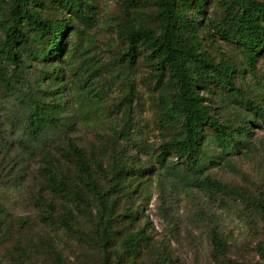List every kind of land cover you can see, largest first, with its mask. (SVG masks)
Returning <instances> with one entry per match:
<instances>
[{"label":"rangeland","instance_id":"obj_1","mask_svg":"<svg viewBox=\"0 0 264 264\" xmlns=\"http://www.w3.org/2000/svg\"><path fill=\"white\" fill-rule=\"evenodd\" d=\"M231 2L206 0L195 14L201 51L233 64L236 84L248 99L264 106V53L249 66L241 47L215 32ZM82 4L85 15L93 17L91 23L42 0L45 16H65L72 22L61 55L45 59L42 45L31 43L19 76L12 79L14 89L0 85V264H264V216L254 203L188 184L186 161L173 152L164 161L158 159L163 143L180 126L161 120L159 89L146 54L137 52L129 63L128 44L118 35L126 22L156 27L154 1ZM6 10L7 0H0V17ZM194 13L188 10L189 17ZM132 88L134 125L123 135L122 102ZM205 93L221 121L238 125L250 116L217 86ZM32 100L62 106L56 126L37 136L29 129ZM251 127L246 139L226 150L206 129L201 170L195 175L211 176L264 201V120ZM71 144L88 157L95 154L105 170L127 166L123 190L112 195L114 243L107 263L96 234L99 205L81 187ZM89 162L95 180L110 188L111 176ZM54 180L66 182L73 193L84 189L78 193L87 203L81 195L60 193ZM213 232L225 244L222 249L213 244ZM130 233L139 240L134 249L125 243Z\"/></svg>","mask_w":264,"mask_h":264},{"label":"trees","instance_id":"obj_2","mask_svg":"<svg viewBox=\"0 0 264 264\" xmlns=\"http://www.w3.org/2000/svg\"><path fill=\"white\" fill-rule=\"evenodd\" d=\"M153 1L157 9L156 27L141 22H126L119 27L118 35L128 44L126 55L129 63L134 62L137 52L146 54L159 89L161 120L169 125L178 123L180 126V130L163 143L158 159L164 161L167 155L173 152L179 160L186 161L189 171L186 174L188 184L201 190L222 192L243 202L254 203L264 216L262 199L252 198L238 188L211 176L195 175L201 170L202 140L206 135V129L212 130L226 150L246 139L252 132L251 126L255 120H264V106L248 99L245 91L236 84L234 78L238 70L233 64L224 59L217 61L210 53L201 51L195 14L201 11L206 0ZM50 2L57 5L60 11L69 13L70 17H78L87 23L93 21V17L85 15L82 0ZM41 3L42 0H7V10L0 17V28L3 33L0 39V85L10 90L14 89L12 79L19 76L23 55L31 49V43L42 45L40 54L45 59L59 57L66 33L72 26L71 20L65 16L53 18L45 16ZM190 8L195 12L191 17L188 14ZM228 8L225 17L214 25L215 32L221 39L240 46L246 63L249 66L253 65L264 53V3L258 0H232ZM57 70L54 76L56 78L59 75ZM211 85L222 89L241 107L249 110L250 116L243 118L238 125L231 121H221L211 112V105L208 104L209 98L205 90L208 91ZM134 96L132 88L122 102L123 135H128L134 125L132 114ZM32 101L34 109L29 115V129L33 136H37L56 126L62 106L60 103L45 104ZM251 114L256 117H252ZM70 151L78 160L81 187L87 190L99 205L96 234L104 252L103 261L110 262V246L114 243L111 231L115 199L112 195L115 191L123 190V180L128 173L127 166L116 164L105 170L95 154L88 157L85 151L75 144L70 145ZM89 160L95 165V170L111 176L110 188H104L95 180L93 166ZM190 172H193V175H190ZM66 184L62 180H54L53 185L66 197L73 194L81 195V201L87 203L85 196L78 193L81 191L84 194V189L80 188L81 190L73 193ZM125 190L129 193L133 191L128 187ZM66 225L69 229L74 227L69 221ZM212 242L218 249L225 246L215 232L212 233ZM125 243L134 249L139 245V240L130 233L126 236ZM229 264L237 263L230 261Z\"/></svg>","mask_w":264,"mask_h":264}]
</instances>
